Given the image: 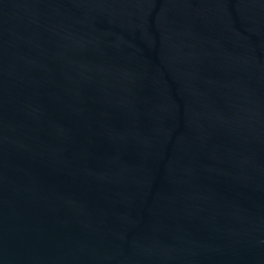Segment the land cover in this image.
Here are the masks:
<instances>
[{"label": "water", "instance_id": "1", "mask_svg": "<svg viewBox=\"0 0 264 264\" xmlns=\"http://www.w3.org/2000/svg\"><path fill=\"white\" fill-rule=\"evenodd\" d=\"M0 264H264V0H0Z\"/></svg>", "mask_w": 264, "mask_h": 264}]
</instances>
